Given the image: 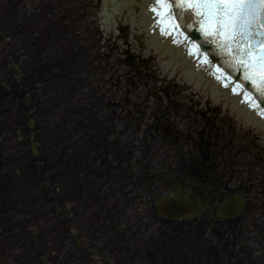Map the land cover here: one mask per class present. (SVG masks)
<instances>
[{"label": "flooded vegetation", "instance_id": "obj_1", "mask_svg": "<svg viewBox=\"0 0 264 264\" xmlns=\"http://www.w3.org/2000/svg\"><path fill=\"white\" fill-rule=\"evenodd\" d=\"M191 101L177 92L165 102L161 97L144 119L142 139L117 141L116 92L95 97L88 108L84 97L66 96L62 224L67 235L72 208L80 232L91 230L82 233L93 239L98 264H264L261 145L220 110L214 115ZM133 108L125 116L134 118ZM161 118L173 137L159 136ZM73 167L83 175L79 201L71 190ZM157 193H174L194 214L157 215L151 204ZM234 193L247 198L241 214L217 217L221 201Z\"/></svg>", "mask_w": 264, "mask_h": 264}, {"label": "rangeland", "instance_id": "obj_2", "mask_svg": "<svg viewBox=\"0 0 264 264\" xmlns=\"http://www.w3.org/2000/svg\"><path fill=\"white\" fill-rule=\"evenodd\" d=\"M21 2L20 0H12V3L16 5V7H11V5L6 4L3 0H0V33L3 31V36L1 38V43L5 42L8 40V37L5 35V33L8 34V36L13 37V41L10 44L4 45L3 50H0V56L3 55L2 52H7L11 49V45L14 47V52L18 56L17 60H15L18 64H20V69L19 72H16L14 75V79H18V77H22L23 80H25L26 76L30 75V71H32L35 66L38 64L39 66L41 63H44L40 66V69L42 71H45L47 66L46 63L54 66L53 69L51 68L50 71V76H53L54 74H58L61 72V70L66 66L67 61L71 59V49L75 48L76 44H82V40H84L85 37L91 35V32H93V29H102L104 30L105 33H110L112 31H116L115 28L118 30L119 29H124L125 35H126V41L127 44L134 50V51H142L144 54H151L154 56V64H155V70L158 75L161 74H170L169 71H166L167 69L163 65V60L160 58L159 54L152 49L148 51L149 48V43L147 41L146 35L143 33L144 30H142V26L140 23L137 21H132L130 19V15L128 14L127 10H123L122 14H115V18L109 22L108 25L111 23L113 24L112 27L109 26V28H106L107 24L103 20L100 11H101V6L102 2L100 1V4L97 8H90L89 7V13L87 17L85 18L84 21V26L91 27L84 29L82 28L80 31V34L74 38V40L71 42L70 46L68 47V43L65 41L64 47H61L64 49V52L60 54V51H57V48L54 47L57 43V38H58V31L55 27H53V30H43L40 29L39 32L42 35V38L44 42L38 44L36 46L35 52L32 49V33H33V21H32V13H30V9H32L33 3L28 4L30 0H22V2L25 3H19ZM13 10V11H11ZM28 11V12H27ZM121 15V16H120ZM119 16L122 17V19H119ZM125 16H128V19L125 18ZM134 22V23H133ZM117 24V26H115ZM84 29V30H83ZM90 30V33H86ZM68 35V33H67ZM135 35H139L140 37L138 39H135ZM70 39L71 37H67ZM97 39L96 35L92 36L93 43ZM53 46V47H52ZM1 47V46H0ZM54 51V55L52 56L50 53V49ZM69 48V49H68ZM59 54V55H58ZM2 58V57H1ZM61 59H65L66 62H62ZM2 60V59H1ZM8 60V59H3ZM18 64L16 66L18 67ZM8 66L12 68L11 64L8 63ZM170 70V69H169ZM172 71L175 72V76L180 77L181 81L186 82L184 78L182 77L184 74L182 72V69H171ZM165 72V73H164ZM45 73V72H44ZM37 74L39 82L36 84V92L38 91V95L42 99V107H41V115L39 117V127H38V134L40 138L42 139L43 142V147L46 151L53 154H56L55 149L57 150L58 146L55 145V149L52 147L50 142H53L54 139L51 141H48L47 139L50 137V134L55 132V126L56 124L61 123V108L60 106H57L55 110L51 109L50 107L47 108L46 106V90H47V85H46V80L43 78V74ZM21 74V75H20ZM172 75V74H171ZM181 75V76H180ZM13 78H9L8 82L12 83L14 81ZM50 82V79L48 80L47 83ZM179 82V81H178ZM180 83V82H179ZM187 87L192 91V92H201L197 90L195 87L191 86L188 82H186ZM65 91H68V87H66ZM7 94L8 93H2L0 91V104L5 106V103L7 100ZM3 101V102H1ZM20 117V113H11L9 116H0V127L2 129L8 130L9 135L13 133L12 131L14 128L20 127L19 122H16L17 118ZM22 119L25 121V118L21 116ZM20 117V119H21ZM15 118V119H14ZM8 119L10 122H8ZM23 121V123H24ZM55 126H52V122ZM129 124L134 125V123L130 120L127 119ZM10 124V125H9ZM57 128V127H56ZM58 129V128H57ZM127 133H131V129L128 128L126 129ZM14 140V137L12 138ZM21 140V146L25 150H28V146L31 145L30 138L28 139L27 136H24L23 139ZM261 143L264 146V141L261 139ZM54 144V143H53ZM13 153L14 151L12 150H5L3 152L4 155H7L6 157H3L2 155L0 156V171H5V168H8L7 172H13L14 167L13 164H17V166H21V170H23L22 166H25V163L20 161L19 159L14 161L11 159L13 158ZM13 163V164H12ZM34 171L31 170V172ZM6 172V171H5ZM29 172V171H28ZM0 199H5L4 196H0ZM27 225H30V222H27ZM45 226H51L48 222H45ZM53 227L55 224L52 225ZM24 230H29L30 228L24 226ZM24 230H20L19 232H24ZM18 229L16 226H8V224L3 220V216L0 215V252L1 251H8L11 250L13 252H16L20 255V252L17 249V244L19 242L18 238ZM91 230L89 229H83L82 232H90ZM37 239H40V235L37 234L35 236ZM39 248H43L44 244L39 243L38 245ZM97 247H100V245H97ZM28 250L32 251V247L27 246ZM95 248V245L94 247ZM38 252L39 249H38ZM48 256V254L46 253ZM14 256L8 254V253H2V256L0 257V264H13L12 262L8 261L10 258ZM80 255L79 253H74L73 258H79ZM25 259L28 261V264H35L34 262L36 261V257L28 255L25 257Z\"/></svg>", "mask_w": 264, "mask_h": 264}, {"label": "snow or ice", "instance_id": "obj_3", "mask_svg": "<svg viewBox=\"0 0 264 264\" xmlns=\"http://www.w3.org/2000/svg\"><path fill=\"white\" fill-rule=\"evenodd\" d=\"M157 8L170 10L167 15L173 18L172 28L177 35L183 34L181 23L185 30H198L202 34L201 44L208 48L204 62L211 63L208 55L213 59L223 57L226 68L242 73L243 81L250 82L264 104V0H156L153 11ZM192 43L199 53L200 45ZM217 72V79L235 84L234 93L244 89L243 84L233 81L221 69ZM240 78L237 76V80ZM242 94L249 98L253 108H259L246 89ZM259 114L264 116V108L259 109Z\"/></svg>", "mask_w": 264, "mask_h": 264}, {"label": "water", "instance_id": "obj_4", "mask_svg": "<svg viewBox=\"0 0 264 264\" xmlns=\"http://www.w3.org/2000/svg\"><path fill=\"white\" fill-rule=\"evenodd\" d=\"M101 1L103 3V0ZM106 1L109 2V7H111L112 3L117 0ZM144 3L148 6L150 17L155 14L151 24L148 21L147 30L151 34V27L152 25H155L153 37L157 39V51L163 55V50L165 49L166 45H169L167 51L165 52V55L169 53L171 59V53H174L175 58L178 59L180 64L182 63V60L187 56L189 63L188 72L190 73V76L193 77L195 75H204L207 84L210 81L213 82L215 93L218 91H225L228 94V97L230 93V98L232 99L230 100L234 103V100L240 97L239 91H236L235 93L232 91V83L230 81L228 83H224L225 80L217 79V76L220 75V73L217 72L215 66H213V64L211 65L210 63H205L204 56H202L200 53H197L196 50H191L188 43H186V41H184L180 35H177L176 31L169 26V24L167 23L168 10H165L164 8H157V11H153V8L156 6V0H145ZM162 29H164L167 34H165V31H162ZM221 83H224L223 88L220 87ZM226 84L228 85L227 87L225 86ZM246 99L248 100V98ZM246 104L248 108L244 104L242 105L250 111V114H253V109L249 105L248 101L246 102ZM236 106L237 108H241L238 105Z\"/></svg>", "mask_w": 264, "mask_h": 264}, {"label": "bare ground", "instance_id": "obj_5", "mask_svg": "<svg viewBox=\"0 0 264 264\" xmlns=\"http://www.w3.org/2000/svg\"><path fill=\"white\" fill-rule=\"evenodd\" d=\"M144 1L145 0H117V1H114V3H112V6L109 8V10H106V12L104 14V18H105V20L109 19V17L113 16L114 12H120L123 10H127L130 17L135 19L137 22H139L141 24L142 29L146 32V34L148 35V37L151 41L150 44L152 45V47H154L156 49L157 39L153 37L155 25H152V27H151V34L147 30L148 21L151 24L155 14H153L152 17H150V12H149L148 6L144 3ZM134 6H136L139 10V12H137L136 14L133 11ZM129 8H131V9H129ZM168 47H169V45H166L165 49L163 50V55L159 53L161 58L165 60L164 62L166 64V66H169V67L180 66L182 68V70H184V74L186 75L187 78H189L190 80H192V79L196 80L197 85H202V84L207 85L206 78L204 75H195L193 77L190 76V73L188 72L189 63H188L187 56L185 57V59L182 60V63L180 64L178 59L175 58L174 53H171V59H170L169 53H167L165 55V52L167 51ZM208 84L211 85V86H209V85H207V86H209L211 92L214 93L215 88H214L213 82L210 81ZM229 97H231V95H229ZM238 109H241L243 111V113L245 115H247L248 118H251L253 121H255L253 119L254 114H250L249 110H247L246 108H244V109L238 108Z\"/></svg>", "mask_w": 264, "mask_h": 264}]
</instances>
